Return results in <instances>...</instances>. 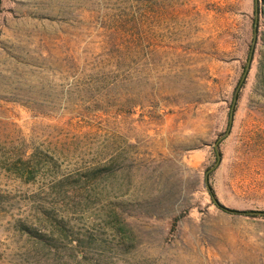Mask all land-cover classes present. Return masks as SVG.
I'll list each match as a JSON object with an SVG mask.
<instances>
[{
    "label": "rangeland",
    "instance_id": "1",
    "mask_svg": "<svg viewBox=\"0 0 264 264\" xmlns=\"http://www.w3.org/2000/svg\"><path fill=\"white\" fill-rule=\"evenodd\" d=\"M253 9L0 0V264H264Z\"/></svg>",
    "mask_w": 264,
    "mask_h": 264
},
{
    "label": "trees",
    "instance_id": "2",
    "mask_svg": "<svg viewBox=\"0 0 264 264\" xmlns=\"http://www.w3.org/2000/svg\"><path fill=\"white\" fill-rule=\"evenodd\" d=\"M264 18V0H254V9H253V17H252V36H251V44L250 49H249V53H250V57L252 58L253 53H254V49L256 46V43L258 41V36H259V27H260V19ZM247 70H245L246 72ZM244 72V73H245ZM240 83H244V80L240 81ZM240 86V84H239ZM239 86L235 89L234 91V99L239 97ZM233 106H232V109ZM231 113V112H230ZM231 115H230V120H231ZM210 190V194H211V198L213 200V203L216 205V207L218 209H220L221 211L227 212V213H234V214H244V215H253V214H259L260 212L257 211H247V210H238V209H234L228 206H225L224 204L220 203L215 195V193L213 192V190L211 189V187H209ZM185 216V211L181 212L180 214L176 215L172 222H171V230H174L177 222L183 218ZM21 229L28 232L31 236L36 237L38 242H43L44 241V236L39 234L37 231H35V229H33L32 227H30L29 225H26L25 223H21L20 225Z\"/></svg>",
    "mask_w": 264,
    "mask_h": 264
},
{
    "label": "water",
    "instance_id": "3",
    "mask_svg": "<svg viewBox=\"0 0 264 264\" xmlns=\"http://www.w3.org/2000/svg\"><path fill=\"white\" fill-rule=\"evenodd\" d=\"M249 59H250V57H249ZM248 66V65H247ZM244 76V75H243ZM230 115L232 116V112L230 113Z\"/></svg>",
    "mask_w": 264,
    "mask_h": 264
}]
</instances>
